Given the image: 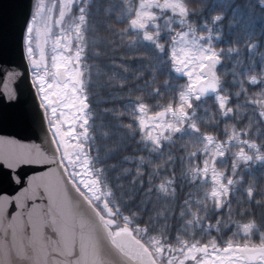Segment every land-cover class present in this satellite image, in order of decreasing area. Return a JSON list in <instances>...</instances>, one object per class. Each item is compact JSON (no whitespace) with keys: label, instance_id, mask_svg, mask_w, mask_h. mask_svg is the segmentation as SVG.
I'll return each instance as SVG.
<instances>
[{"label":"trees","instance_id":"trees-1","mask_svg":"<svg viewBox=\"0 0 264 264\" xmlns=\"http://www.w3.org/2000/svg\"><path fill=\"white\" fill-rule=\"evenodd\" d=\"M181 1L140 34L128 27L137 0H80L88 110L74 166L88 187L66 163L81 188L100 189L91 200L113 227L161 264L264 243V0ZM185 30L219 49L213 96L188 94L173 69L169 47Z\"/></svg>","mask_w":264,"mask_h":264},{"label":"water","instance_id":"water-1","mask_svg":"<svg viewBox=\"0 0 264 264\" xmlns=\"http://www.w3.org/2000/svg\"><path fill=\"white\" fill-rule=\"evenodd\" d=\"M33 4L0 0V264H158L128 231H111L60 161L24 58ZM220 62L210 56L201 68V98L218 90Z\"/></svg>","mask_w":264,"mask_h":264},{"label":"rangeland","instance_id":"rangeland-1","mask_svg":"<svg viewBox=\"0 0 264 264\" xmlns=\"http://www.w3.org/2000/svg\"><path fill=\"white\" fill-rule=\"evenodd\" d=\"M54 4L55 2H52V0H42L40 6L42 20L36 24L37 37L41 32L47 31L48 21H52V25L56 26L55 17L51 19V14L55 11ZM183 7L184 5L181 0H137L136 5L131 6L129 9L131 12L129 19L133 18L139 23L140 29L138 32L143 34L149 26L153 28L157 18L162 13L168 10L171 13H177L182 11ZM40 14H38L37 20H39ZM75 15L71 13L68 16V20L77 27L80 17L78 18L77 15L75 17ZM32 23L34 24L35 22L32 21ZM74 26L68 30V39H62L61 37V43L55 45L52 49L48 47L44 51L40 46V41H38L39 47L36 59L40 62V66L36 80L42 86L41 89H48V95L45 96L53 105L52 107L55 106L50 112V120L53 122L54 127L58 128L59 137L71 141L66 142L63 147V158L66 162L69 161L70 167L78 173L77 179L81 181V177H86L84 171L87 170L80 173L74 166L78 162H81L80 156L75 151L67 152L68 147L77 143L76 138L80 135V131L85 128L84 124L87 121V110H84L87 100L84 92L83 72L78 61L79 51L76 47L77 32L76 28L73 30ZM58 27L60 29L62 25ZM170 32L171 34L174 33V31ZM65 40L68 41L65 42ZM218 51L219 49L217 50V48L210 46L209 41H205L203 37L192 34L189 30L181 31L172 41L171 47H169V55L173 60V69L187 77L189 85L188 94L193 93V86L202 78L200 68L204 65L205 60L211 55H217ZM59 67L63 68V72L65 73V79L61 82L56 79L54 74L55 70ZM151 120V117H143V121L146 123H151ZM80 168L82 169L83 167L81 166ZM74 179L78 181L76 178ZM80 184L83 187H88L89 181L87 179L86 181H81ZM90 189L94 192L100 190L93 187ZM92 191L89 192L90 195L94 194ZM101 193H103V190H101ZM199 259L194 264H204L210 260L209 255H203V252L200 254Z\"/></svg>","mask_w":264,"mask_h":264},{"label":"flooded vegetation","instance_id":"flooded-vegetation-1","mask_svg":"<svg viewBox=\"0 0 264 264\" xmlns=\"http://www.w3.org/2000/svg\"><path fill=\"white\" fill-rule=\"evenodd\" d=\"M77 1L78 0H67L66 4H62L60 0H52V2H55V11L51 14V19L55 17L56 26L52 25V21H48L47 31L41 32V34H39L37 37L36 24L39 23V21L41 22L42 20L40 14V6L42 0H36V5L28 22L24 37L25 55L30 65L32 66L34 76L37 75L40 66V62L36 59L39 47L38 41H40V46L42 47V49L46 51L48 47L52 49L55 45L60 44L61 37L62 39H68V30L70 29V27L74 26V23L71 24L68 20V16H70L71 13L77 14ZM73 7H75V9H73ZM72 10L74 11L72 12ZM38 14H40L39 20H37ZM32 21H34L35 23L33 24ZM61 25L62 27L59 29L58 26ZM73 30H75V27H73ZM67 41L68 40H65V42ZM41 92H43V94L40 95L41 100H43V102L49 108V111L52 110L51 103L45 96L48 95V91L42 90ZM55 137L57 143L59 144V147L61 148V150H63L62 147L66 140L59 137V135L56 133ZM254 249H258V252L255 255L251 256L250 259H247L246 255L241 252V250L251 251ZM204 254L209 255L210 259L204 264H264V243L226 245L219 247L216 250L205 248Z\"/></svg>","mask_w":264,"mask_h":264},{"label":"snow or ice","instance_id":"snow-or-ice-1","mask_svg":"<svg viewBox=\"0 0 264 264\" xmlns=\"http://www.w3.org/2000/svg\"><path fill=\"white\" fill-rule=\"evenodd\" d=\"M214 86V85H213Z\"/></svg>","mask_w":264,"mask_h":264}]
</instances>
